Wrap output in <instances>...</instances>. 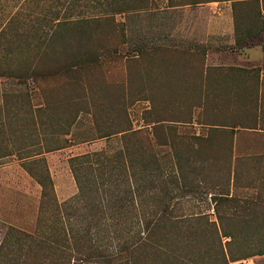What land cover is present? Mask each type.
<instances>
[{
  "label": "rangeland",
  "instance_id": "1",
  "mask_svg": "<svg viewBox=\"0 0 264 264\" xmlns=\"http://www.w3.org/2000/svg\"><path fill=\"white\" fill-rule=\"evenodd\" d=\"M177 2L180 0H172V5ZM7 6L8 9L5 5L0 6V22L3 20L2 16L10 10L16 11L18 16L14 18L13 25L6 28L4 34L0 36V242L10 228L34 234L37 219L41 214L44 213L46 217L53 216L51 204H44V209L41 210V187L35 178L27 173V159L23 158L40 150L43 135L40 120L46 119L45 114L50 113L35 112L34 108L48 103L51 105L50 115L55 116L57 114L55 105L58 101L62 102L63 98H72L79 94L78 83L75 93H72L70 88L63 86L62 76L47 78L44 75L47 72L51 73L53 64L62 62L65 44L71 48L72 43L73 53L77 55V49L80 47V45L77 47L78 42H87L88 48H91L97 57L100 56L97 64L87 72L78 71L76 78L82 85L89 86L86 89L89 90L90 97L87 96L85 102L92 105L104 104L105 111L101 116L109 114L113 121L127 122L131 130L140 132L141 135L145 134L148 138L152 137L150 135L152 122L160 120L183 122L182 124L166 122L162 126H170L171 130L157 132L158 142H163L170 134L174 149L181 152L186 159L190 158V164L189 161L185 164L187 191L180 193L170 186L169 197L160 191L156 200L160 203L163 200L167 201L172 217L186 218L184 224L177 226V231L183 232L184 239L178 236L169 239V249L185 254L188 264H217V248L210 242L214 230L212 223L218 230L222 224L226 230L237 235L264 232V223L261 220L244 222L242 218L247 217L246 214L235 210L234 205L219 202L215 210L211 193H229L238 199L249 196L253 191L242 186L233 189L226 174L219 177L215 172L222 169L227 171L230 143L233 161V140L229 130L220 128L221 132L213 133L208 142H199L198 146L194 144V138L211 134L212 131L209 130L212 129L207 124L225 125L223 121L225 115L222 116L218 112L217 106L203 101L201 80L205 66L203 54L182 50L183 44L169 37L175 31V23L183 21L185 15L187 16L185 28L176 31L179 35L185 33L186 36L197 35L198 27L194 26L195 22L205 19L212 12L214 5H203V9L197 6L190 9H166L175 6L168 4V0H108L106 13L113 15V23L90 24L83 27L82 31L78 29L71 41L64 40L62 44L48 49L49 55L42 59V74L46 79L36 83L27 80V77L20 79L18 76L26 73L29 62L39 59L38 56L44 48L40 39L45 36L42 28L45 21L37 19L36 16L44 14L42 11L52 6L46 3L39 8L27 5V2L22 3L21 0H14V4L10 2ZM63 8L65 10L66 6ZM73 8L75 13L84 12L83 16L88 17L104 13L102 6L97 5L92 9L82 1ZM189 18L192 21L190 24ZM189 25H192L190 30ZM175 45L180 49L174 48ZM212 100V103L218 104L217 97H213ZM62 108L64 111L70 110L67 106ZM189 121L191 123H188ZM91 128L90 115H81L75 131L89 132L92 136L89 131ZM246 140L238 139V145H246L248 142ZM120 147V137L115 136L107 140H95L88 145H71L65 148L66 151L46 153L43 157L56 197L57 190H70L64 195L66 198L64 201L57 197L58 203L69 201L77 194L68 157L87 151H104L111 154ZM153 150L159 156L162 166H170L172 161L169 146L154 144ZM214 154L218 163L204 161L205 157ZM238 156L240 155L236 154L235 158H239ZM239 163V170L242 173L241 185L264 181V172L254 171L252 174L243 169V162ZM199 166L204 170L191 171ZM208 169L214 171L209 178L206 176ZM210 184H218L219 189L218 187L214 189ZM216 213L223 218L221 224L218 223ZM200 216H203V219L197 220ZM197 233L205 234L204 238L195 240ZM225 241L222 238L223 246ZM247 249L248 246L244 243L232 246L235 254ZM153 255L155 264L177 262L166 255ZM239 262L237 264H248ZM250 264H264V255L254 258Z\"/></svg>",
  "mask_w": 264,
  "mask_h": 264
},
{
  "label": "trees",
  "instance_id": "2",
  "mask_svg": "<svg viewBox=\"0 0 264 264\" xmlns=\"http://www.w3.org/2000/svg\"><path fill=\"white\" fill-rule=\"evenodd\" d=\"M81 1L92 9L97 5L102 6L104 13L90 17L83 16L84 12L75 13L73 7ZM10 2L14 4V0H0V6L5 5L8 9L7 5ZM21 2L39 8L48 3L52 7L42 11L44 14L36 16L37 19L41 18L45 21L42 27L45 36L40 39L44 48L38 56L39 59L29 62L26 73L23 72L25 74L18 77L20 79L27 77V80L36 83L46 77L62 76L63 86L70 88L72 93H75L78 84L80 89L78 96L76 94L72 98L66 97L62 102H57L55 116L50 115L52 111L48 103L34 108L35 112L50 113L45 114L46 119L40 120L43 128L40 150L23 159H27V173L35 178L41 187V210L44 209V204H51L53 216L46 217L44 213L41 214L37 219L34 234L10 228L0 242V264H155L153 254L173 258L177 260L176 264H188L185 254H179L168 247L169 239L175 236L184 239L183 232L177 231V226L184 224L186 218L172 217L167 201L163 200L162 203L156 201L160 191L169 197L170 186L180 193L188 189L185 164L188 161L190 164V158L186 159L181 152L174 149L170 134L163 142L157 140L159 130L168 132L172 128L162 126L164 123L182 124L183 122L168 120L152 122L150 132L152 137L148 138L145 134L141 135L140 132L131 130L127 122L113 121L109 114L101 116L105 111L104 104L92 105L85 102L87 96L90 97V92L86 89L89 86L82 85L76 78L78 71L87 72L100 59V56L97 57L95 52L88 48L87 42L77 43V47L80 45L77 55L73 53L72 43L71 48L65 44L62 50L64 52L62 62L53 64L51 73H44L46 77L42 74V59L45 55H49L48 49L62 44L64 40L71 41L78 29L82 31L83 27L90 24L113 23V15L106 13L108 0H21ZM215 2L231 3L236 44L244 43L249 46L252 38L261 35L264 2L261 6L259 0H180L174 5L172 0H168V4L175 7ZM15 12L13 10L4 12L3 20L0 22V36L4 34L6 28L13 25L14 18L18 16ZM120 13L116 12V14ZM80 33L82 35V32ZM63 106H67L70 110L64 111ZM83 114L91 117L92 128L89 131L92 136L89 132L75 131ZM207 125L212 129L209 130L212 131L211 134L194 138L196 146L199 142H208L213 133L221 132L220 125ZM115 136L120 137L121 147L111 154L104 151L89 152L69 158L77 194L69 201L58 203L44 154L71 145L107 140ZM154 144L169 146L170 159L173 162L170 166H162L159 156L153 150ZM231 147L232 143L228 147L227 171L222 169L223 171L215 170V172L219 177L226 174L231 188L242 186L254 193L238 199L229 193H211L215 210L219 202H226L234 205L235 210L238 209L246 214L247 217L242 218L244 222L261 220L264 223V181L240 184L242 173L239 170V162L244 160L235 158L233 164ZM215 158H217L216 154L210 155L205 157L204 161L218 163V159ZM203 170L201 166L191 169L192 172ZM212 172L214 173L208 169L207 178L212 176ZM210 185L214 189L219 186ZM216 215L218 223L221 224L223 218L218 213ZM202 219L203 216H200L197 220ZM211 225L214 226V230L210 242L217 248V264H237L238 261L264 255V232L237 235L226 230L222 224L220 232L215 224ZM204 236L203 233H197L195 240H201ZM222 238L226 240L224 246ZM238 243L247 244L248 249L235 254L232 246Z\"/></svg>",
  "mask_w": 264,
  "mask_h": 264
},
{
  "label": "crops",
  "instance_id": "3",
  "mask_svg": "<svg viewBox=\"0 0 264 264\" xmlns=\"http://www.w3.org/2000/svg\"><path fill=\"white\" fill-rule=\"evenodd\" d=\"M259 2L262 6L264 0H259ZM207 4L214 5V8L205 19L202 18L195 22L194 26L198 27L197 35L186 36V33L179 35L176 31L185 28L187 17L185 15L183 21L175 23V31L169 37L183 44L182 50L203 54L205 65L201 79L204 91L203 101L214 107L217 106L216 109L218 108L222 116H229L223 118L220 115L225 125H220L219 128L233 132L234 158L232 163H235L237 154L244 160V170L252 174L254 171L264 172V10H262L263 32L260 36L252 38L250 45L246 46L244 43H235L231 3ZM203 5L206 4L197 5V7L203 9ZM190 7L193 6L166 9H190ZM190 22L192 21L189 18V24ZM191 26L189 25V30ZM213 97H217V105L212 103ZM240 138L247 139L246 145H238ZM64 150L66 151L65 148L59 151ZM89 152H84V154ZM82 154L71 155L68 158ZM257 175L260 176V174ZM69 191V189L57 190L58 199L64 201L66 199L64 195ZM258 256L263 255L253 256L240 262L250 264Z\"/></svg>",
  "mask_w": 264,
  "mask_h": 264
}]
</instances>
